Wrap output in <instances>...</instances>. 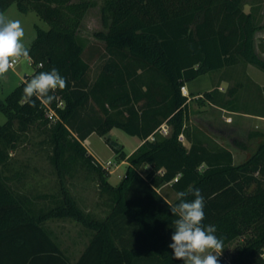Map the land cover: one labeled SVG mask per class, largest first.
I'll return each mask as SVG.
<instances>
[{
    "label": "trees",
    "instance_id": "obj_1",
    "mask_svg": "<svg viewBox=\"0 0 264 264\" xmlns=\"http://www.w3.org/2000/svg\"><path fill=\"white\" fill-rule=\"evenodd\" d=\"M14 3L24 13L35 11L49 28L37 27L26 46L33 73L0 98L8 116L0 124V264H183L168 247L176 219L169 206L178 200L160 191L166 186L175 193L201 190L203 223L216 226L224 248L243 238L219 264H264V141L236 164L230 148L191 121L189 97L181 90L206 72L241 63L264 71V0H105L107 31L101 34L103 52L95 54L100 61L95 77V51L86 55L88 41L80 34L95 1L0 0V13ZM53 68L67 79L66 88L55 91L52 103L33 97L36 106H30L22 98L25 81ZM243 85L230 88L227 99L219 90L206 96L232 111L264 113L263 103L258 109L244 101L247 109L239 108ZM257 97L264 101V91ZM164 123L167 134L161 132ZM115 127L142 140L129 157L121 155L128 165L117 185L84 144L93 132L105 135ZM34 129L48 134L50 159L61 179L82 168L96 175L109 194L103 218L83 210L63 184L59 194L33 196L15 187L24 174L8 172L11 153ZM263 135L255 131L249 137ZM107 142L123 151L110 137ZM35 198L50 202L37 206ZM67 217L90 233L75 260L47 225Z\"/></svg>",
    "mask_w": 264,
    "mask_h": 264
},
{
    "label": "rangeland",
    "instance_id": "obj_2",
    "mask_svg": "<svg viewBox=\"0 0 264 264\" xmlns=\"http://www.w3.org/2000/svg\"><path fill=\"white\" fill-rule=\"evenodd\" d=\"M95 5L86 13L80 34L87 39V52H94L92 61L93 72L98 70L100 64L99 57L95 56L103 52L104 42L101 34L107 31V26L103 22L102 5L105 0H93ZM249 9V6H246ZM9 19L21 21L25 31L23 43L29 45L37 35V27L48 29L49 24L42 20L39 15L31 10L27 13L20 11L16 3L3 13ZM98 51V52H96ZM34 66L30 63V58H21L16 66L12 67L4 76H0L2 88L0 98L4 99L16 85H18L26 75H31ZM247 72L255 79L264 82V71L252 64L241 63L234 67L221 70L209 71L202 74L196 80L187 84L192 99L189 101L191 121L207 132L220 144L230 148L234 154L235 163L239 164L247 160L257 149L260 142L264 141V135L250 138L249 134L255 131L264 132V122L260 118L243 114V112H231L221 105H214L207 98L210 91L219 90L223 99L229 98V89L243 82V87L238 89L239 108L247 109L244 103L257 104L255 107L261 108L263 97L259 98V89L252 87L247 78ZM225 77L232 79L228 82ZM219 87V88H218ZM218 94V93H217ZM256 94V96H255ZM198 95V96H197ZM8 116L0 110V124L6 123ZM110 137L113 141L123 146V151L118 153L107 142ZM237 142L246 144V147L238 145ZM141 138L131 135L121 128H113L109 133L100 135L93 132L86 140L85 145L89 153H93L100 161L108 165L111 171L110 181L117 185L126 175L128 162L122 159L121 155L129 157L140 145ZM51 147L48 143V134L39 130H32L24 137L18 148L13 151L9 173L22 172L24 177L15 182V187L29 196L39 194H59L62 184L68 188L73 197L76 198L79 206L86 212H90L98 218H103L109 206V194L103 193L95 174L89 173L86 169H80L73 176L66 175L61 179L58 170L50 159ZM160 191L169 199L173 200L176 193L169 186L163 187ZM37 206L48 204V198H35ZM47 225L59 239L62 248L69 253L72 259H77L85 245L90 233L80 222L73 218H61L48 220ZM243 238H238L228 244L219 257L229 260L234 248L242 242Z\"/></svg>",
    "mask_w": 264,
    "mask_h": 264
},
{
    "label": "clouds",
    "instance_id": "obj_3",
    "mask_svg": "<svg viewBox=\"0 0 264 264\" xmlns=\"http://www.w3.org/2000/svg\"><path fill=\"white\" fill-rule=\"evenodd\" d=\"M25 31L20 20L9 19L0 13V76H4L21 58L29 56L30 49L23 43ZM67 79L56 68L40 72L25 81L23 99L35 107L36 100L52 103L55 91L64 89ZM191 194L194 199L187 200ZM178 203L169 206L176 219L173 221L174 232L171 236L173 258L183 264H219V257L224 249V242L215 233L216 226L204 225L205 198L199 188L176 193Z\"/></svg>",
    "mask_w": 264,
    "mask_h": 264
},
{
    "label": "crops",
    "instance_id": "obj_4",
    "mask_svg": "<svg viewBox=\"0 0 264 264\" xmlns=\"http://www.w3.org/2000/svg\"><path fill=\"white\" fill-rule=\"evenodd\" d=\"M262 55L264 56V53H262ZM224 70V69H223ZM247 77L248 78H250V84H252V87H254V88H257V89H259V90H261V91H264V82H262V81H259V80H257V79H255L254 77H252L250 74H249V72H247ZM226 79H224V81L223 82H225V80H228V82L230 83V82H232V79L231 78H229V77H225ZM186 86H187V84H186ZM219 88V87H218ZM188 91H189V93H191L190 92V90L188 89ZM198 96V95H197ZM192 99V96H190L189 97V101ZM212 104H214V105H219L220 106V104L219 103H213L212 102ZM225 108V107H224ZM229 111H231V112H236V111H232V110H230L229 109ZM243 114H246V115H250V116H254V117H256V118H260L261 119V121H262V123L264 122V113L263 112H259V113H253V112H243ZM142 143V142H141ZM84 144H85V141H84ZM86 146V145H85ZM88 149V148H87ZM88 151H89V149H88ZM93 154V153H92ZM94 155V154H93ZM95 156V155H94ZM97 158V157H96ZM98 159V158H97ZM99 160V159H98ZM100 161V160H99Z\"/></svg>",
    "mask_w": 264,
    "mask_h": 264
},
{
    "label": "built area",
    "instance_id": "obj_5",
    "mask_svg": "<svg viewBox=\"0 0 264 264\" xmlns=\"http://www.w3.org/2000/svg\"><path fill=\"white\" fill-rule=\"evenodd\" d=\"M262 36H263V42H264V33L262 34ZM31 62H32V61H31V59H30V63H31ZM17 63H18V61L14 63L13 67L16 66ZM181 90H182V93H183L184 95L190 97V93H189V91H188L186 85L182 86V87H181ZM60 105H62V102L60 103ZM49 116H50V118H56V117H57V114H56V112H55L54 110H50V112H49ZM169 129H170V127H169V125H167L166 123H164V124L161 126V132H163L164 134H167V133L169 132ZM180 138H181V139H184V136H183V135H180ZM100 162H101V163H102L107 169H109V168H108V165H110L111 162L108 161L106 164H104L102 161H100Z\"/></svg>",
    "mask_w": 264,
    "mask_h": 264
}]
</instances>
